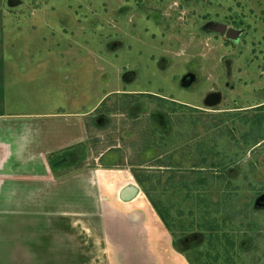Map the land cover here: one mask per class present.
Listing matches in <instances>:
<instances>
[{
  "label": "rangeland",
  "instance_id": "obj_1",
  "mask_svg": "<svg viewBox=\"0 0 264 264\" xmlns=\"http://www.w3.org/2000/svg\"><path fill=\"white\" fill-rule=\"evenodd\" d=\"M138 8L149 12L141 14ZM0 9V114L97 108L84 118L89 133L85 159L74 151L72 160L66 159L70 167L63 169L53 161L67 150L50 155L51 169H63L59 177L70 179V208L58 207L53 238L56 229L50 232L49 221H35L55 212L46 204L30 206L33 199H26L20 208L27 221L7 219V232L23 239L25 264H184L179 246L186 235L192 238L187 253H181L189 264H264V205H257L264 195V0H1ZM154 10L162 14L160 25L150 24ZM240 20L243 28L231 25ZM214 23L241 31L237 41L242 38L237 42L213 33L208 26ZM117 38L125 41L122 53L106 47ZM142 50L146 54L139 58ZM147 53L169 58L170 71H151ZM224 57L232 60L230 67L222 66ZM193 63L204 74L196 95L175 83ZM135 67H143V74L122 79ZM134 90L192 104L221 90L222 102L215 107L219 113L195 114L139 96L130 111L124 102L136 99L120 93ZM152 114L160 115L155 123ZM96 115H104L105 122L97 124ZM164 116L170 125L167 137L157 127ZM200 143L201 150H218L234 160L238 171L196 176L188 166L169 177L163 168L168 155L192 145L190 165H195ZM152 154L155 158L148 159ZM136 175L149 185V196ZM100 177L107 183L101 184ZM130 184L142 193L125 204L118 195ZM215 226L222 232L209 240ZM196 234L202 242L194 239ZM5 240L0 237V255L13 261L16 243Z\"/></svg>",
  "mask_w": 264,
  "mask_h": 264
},
{
  "label": "crops",
  "instance_id": "obj_2",
  "mask_svg": "<svg viewBox=\"0 0 264 264\" xmlns=\"http://www.w3.org/2000/svg\"><path fill=\"white\" fill-rule=\"evenodd\" d=\"M96 109L92 111L95 112ZM92 111L71 114L66 112L27 115L0 114V237L6 238V242L12 239L13 244L16 243L12 249L13 261H10V256L7 260V255H0L2 256L0 264L26 263L25 258H22L26 254V247L24 242L20 245L23 239L18 234L7 232L10 228L8 218L19 216V219L27 221L25 219L26 210L20 208L25 205L26 199H33L34 205L28 202L30 206H45L46 204V207H50L51 210L55 209V212L41 214L40 216L43 215L44 219L39 217L40 219L35 221H49L47 228L50 232L55 227L56 230L50 235L51 238L55 232L57 233L58 207L69 205L70 208V189L67 187L70 179L62 180L66 178H60L59 175L60 171L70 167V164L60 161L61 163L56 164L63 165V169L54 172L50 167V155L67 150L64 151L65 155L62 154L64 156L62 159H68L70 149L85 145L89 141L87 120L84 118L91 115ZM104 156L105 154L101 157ZM100 181L101 184L107 183V179L102 178ZM60 188L63 189L59 190ZM62 196L68 201L65 204L59 201ZM119 201L122 202L120 198ZM135 201L123 203L133 204ZM118 212L120 215L123 214ZM147 221L150 223L149 220ZM3 252L7 254L6 251ZM179 259L184 264H189L182 253H179Z\"/></svg>",
  "mask_w": 264,
  "mask_h": 264
},
{
  "label": "flooded vegetation",
  "instance_id": "obj_3",
  "mask_svg": "<svg viewBox=\"0 0 264 264\" xmlns=\"http://www.w3.org/2000/svg\"><path fill=\"white\" fill-rule=\"evenodd\" d=\"M179 8L180 7H178V9ZM136 10L139 13H141V14L145 13V12H149V9H147V8H145V10H140L139 8L136 9ZM153 14H157V16L153 15ZM149 20L153 21V23H150V24H154V23L156 24L157 23L158 25H160L159 24L160 21L164 20V19L162 18V14L159 11H155L154 10L153 13H151V16L149 17ZM135 25H136V23H135ZM137 28H138V26H137ZM215 36H219V35H215ZM236 41H237V38H236ZM124 42L125 41L122 38H117L115 40H112V41L108 42L106 47H108L110 50L111 49L112 50H117L118 52L122 53V52H124L126 50V46L124 45ZM231 43H235V42H231ZM116 48H118V49H116ZM153 53H155V52H153ZM153 53H151V54L147 53V55H148L147 61L149 62V64H151L150 65L151 66V71L152 70H158V68L161 71H164L165 73H166V71H170L169 70L170 69V63H171L170 59L166 58L165 56L159 55V54L158 55H153ZM145 54L146 53L142 50V51L139 52L138 57L139 58H144ZM214 61H216V59ZM220 62L222 63V66H227V67L229 66L230 67V64H231L232 60L230 58L224 57L223 60L220 59ZM125 69H127V67H125ZM229 69L225 70V72H226L225 76H227V77H229V75H230V70ZM143 72H144L143 71V67H135V69L132 68V69H129V71H127L126 73H123L121 77L124 80H126V78H128V80H129L130 78H134L136 76L138 78V76L142 75ZM145 72H147V70H145ZM203 75L204 74H201L199 69H196L195 63H193L191 65H186L185 69H183L181 74H177V76H176V78L178 77L177 81L175 82V83L178 82L177 83L178 85L176 86V88H178L179 90H183L185 92H188V93H194L196 95V94L199 93L198 92L200 90L199 87H200L201 82H202V78L201 77H204ZM216 92L219 93V94H222L221 90H216ZM120 94L127 96L126 98H130L131 100L132 99H136L134 101L135 103H131L130 104V106H129L130 111L134 110V108H136L135 106H137L138 103H140V102H138L139 96H145V97L151 98V99H152V97L153 98H160V100L163 99L164 101L167 102L164 105L178 107V108H182V109H185V110H191L195 114H202V112L219 113L218 109H216L215 107H208V106H207V108L205 106H204L205 108L203 107V105H205V98H206L207 95L204 98L203 97L200 98L199 104H197V103L192 104V103H185V102H181V101H176L175 99H172V98H166V97L157 95L155 92H151V91H136V90H134V91H129V92L124 91L123 93H120ZM197 105H199V106H197ZM103 116L104 115H96L95 117L92 118V120L96 121L97 124H100L102 121L105 122V119H104L105 117L103 118ZM150 117H151V119H153V123H155L154 122L155 118L160 119V115L158 116V114H156V115L152 114V115H150ZM169 126H170L169 125V119H168V117L166 118V116H164L163 124L161 126H157L159 131L162 133V134H160L161 137H167L166 136L167 135V129L169 128ZM198 147L201 149L202 145H199ZM172 153H174V152H172ZM211 153H213V155ZM211 153L208 155L207 162L205 164V168L196 169L195 167H199V166H193V168H191V169L193 171H198L199 170V171H202V172H212V170L217 172V171L220 170L222 173H226V174H231L232 172L238 171V169L236 168V166H237L236 164L237 163H235L234 160L225 159L226 155L223 156L221 154V152L218 151V150H214V152L211 151ZM170 155L171 154H169L168 157H167L168 162L171 161ZM227 157L229 158V156H227ZM182 158H184V157L181 155L180 159L183 160ZM201 158H202V156L200 157V160H201ZM223 159L226 161L225 164H224ZM70 160H72V159H70ZM191 162H189V164ZM187 167L188 166H186V169H183V170H180V171L181 172L186 171ZM165 169L169 170L170 168H165ZM221 232H219V233H221ZM215 233H217V232H212L211 231L210 233H208L207 236H208L209 240L214 238L213 235ZM193 236H194V239L198 240L199 242L203 241L202 240L203 237L199 238V235H197V234L193 235ZM191 238H192V236H189V235H186V236L183 237L184 241L183 242L181 241L182 243L179 246V249H180L179 251H181L182 253H187V251H188L187 250L188 249V243L190 242ZM209 240H207V244H208ZM244 244L245 243H242L241 247H243ZM228 264H231V262H228Z\"/></svg>",
  "mask_w": 264,
  "mask_h": 264
},
{
  "label": "trees",
  "instance_id": "obj_4",
  "mask_svg": "<svg viewBox=\"0 0 264 264\" xmlns=\"http://www.w3.org/2000/svg\"><path fill=\"white\" fill-rule=\"evenodd\" d=\"M0 6H1V0H0ZM1 14H2V12H1V9H0V27H1ZM231 25L234 26L235 28H243V26H244V24H243V22L241 20L240 21H234L233 23H231ZM2 45H3V43H2V41L0 39V47H1V49H0V71L4 70V65H3L4 59H3V54L1 53ZM130 104H131L130 101L129 102L128 101H125L124 102V107L125 106H128L129 107ZM200 144L203 145L202 143H200ZM85 147H87L86 144L85 145L77 146V147H75L73 149H70V157H72L74 155V151H75V154L77 153L76 155H81V156H77L76 158L79 157L80 160H82L83 157H84V155L86 154L85 153L86 152L85 151L86 150ZM204 148L205 149H202V150L200 149V151H198V153H197L198 155H200V157L202 156L201 160L200 161H197V163H195V165H190L189 164V162L191 161L190 157H193L195 159V156L193 154V152L195 151V149L194 150L192 149V145H190L189 147H186V146L180 147L177 150H174L175 151L174 153H171V155H170L171 161L168 162V163L167 162L164 163L163 168H170L169 170H167L169 177L176 176V173H179V174L181 173L182 174V172L180 170L186 169V166H190L191 168H193V166H199V167H195L196 169L205 168V164L207 162L208 155L211 153V150H209V149L207 150V147H204ZM146 151H147V149H146ZM117 152L118 151H113L112 153L116 154ZM144 153H145V151L143 152V156L146 155ZM65 154L66 153H64V155ZM154 155L155 154H152V156L149 157L148 159L155 158ZM181 155L184 157L183 160L180 159V156ZM62 157H64V156H60L58 159H55L53 161V164H54L55 167L63 166V165H57L56 164V163H58L62 159ZM103 158L101 159L102 162H103ZM84 159H85V157H84ZM111 165L113 166V164H111ZM191 172H193L194 174H196V176L198 175L197 173H203L202 171H199V170L198 171H191ZM136 178H137L138 183L142 186L143 192L149 196V193H150L149 185L147 183L142 182V180H140V178H139V175H136ZM149 178L150 177L148 176L147 179H149ZM204 181H205V179H202L200 182L202 183ZM184 187H185V189L188 192L191 193V188H192L191 185H189V184L186 185L185 184ZM188 192H187V197H190L191 195ZM150 202L152 203V199H151ZM152 204L156 207V209L158 211L157 213H158L159 217L162 219V221L169 226L168 221H167L166 217L164 216V214L162 213V211L160 210V208L157 207L154 202ZM215 227H217V226H215ZM213 232H217V233H215L213 235L214 238H217L218 235H219V232H221V230L218 229V227H217V228H215L213 230ZM231 264H232V262H231Z\"/></svg>",
  "mask_w": 264,
  "mask_h": 264
},
{
  "label": "water",
  "instance_id": "obj_5",
  "mask_svg": "<svg viewBox=\"0 0 264 264\" xmlns=\"http://www.w3.org/2000/svg\"><path fill=\"white\" fill-rule=\"evenodd\" d=\"M208 27L213 33L220 34V35H223V34L227 35L226 37L229 39L230 38L236 39L238 36L241 35V31L234 30V29H227L226 26H222L218 23L211 24ZM226 29H227V32H226ZM221 102H222V95L219 93H211L205 99V105L208 107H216L219 104H221ZM65 161L66 159H63L61 162H65ZM141 193H142V190L139 186L130 184L124 187L120 191L119 198L122 202H126V203L132 202L136 200ZM257 205L258 206L264 205V195L259 198Z\"/></svg>",
  "mask_w": 264,
  "mask_h": 264
}]
</instances>
